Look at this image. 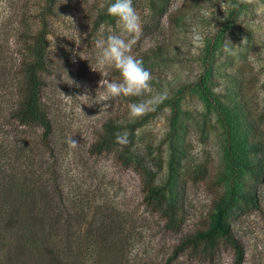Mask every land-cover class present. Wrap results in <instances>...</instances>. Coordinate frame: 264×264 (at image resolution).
Returning a JSON list of instances; mask_svg holds the SVG:
<instances>
[{"label":"rangeland","instance_id":"374dc122","mask_svg":"<svg viewBox=\"0 0 264 264\" xmlns=\"http://www.w3.org/2000/svg\"><path fill=\"white\" fill-rule=\"evenodd\" d=\"M152 1L133 0L142 27L132 48L151 72V93L98 103L104 82L119 80L114 68L93 70L96 41L110 34L100 25L115 27L112 17L100 20L101 0H0V264H42L22 233L24 225L35 228L43 264H51V217L62 216L66 225L77 206L85 215L80 237L95 247L91 264H208L188 252L167 260L184 235L210 224L217 201L251 187L240 164L256 162L245 154L253 140L264 143V28L255 23V5L241 0H171L156 18ZM44 26L48 138L42 127L23 125L16 115L24 94L21 62ZM158 94L164 99L154 111L128 120L130 103ZM174 103L177 135L171 139ZM109 121L129 136L128 126L140 123L133 149L178 204L179 231L167 230L166 221L146 206L133 167L123 166L112 151L90 152ZM258 196L257 207L234 197L228 217L245 248V264H264V183ZM233 261V250L222 245L215 264Z\"/></svg>","mask_w":264,"mask_h":264},{"label":"trees","instance_id":"16d2710c","mask_svg":"<svg viewBox=\"0 0 264 264\" xmlns=\"http://www.w3.org/2000/svg\"><path fill=\"white\" fill-rule=\"evenodd\" d=\"M49 1L50 5H52L53 0ZM170 1H152V9L156 12L154 18L166 14ZM108 17L104 13L100 16V20L104 21ZM47 36L48 32L44 26L41 31L32 37V41L28 45V52L21 62V72L24 78V94L22 102L16 111L18 120L23 125L29 126L35 124L42 127L44 138H48L52 131L51 122L42 102L44 87L42 73L46 71L48 54ZM203 83V81H200L201 87L204 85ZM172 110L173 113L169 121L170 126L167 135L171 139H175L178 116L175 103L172 104ZM139 125L140 123L137 122L128 126L130 142L127 146H122L115 142V134L117 132L123 133L124 128L115 125L113 121L107 122L104 125L100 139L91 147L90 152L95 155H101L105 151H112L123 166L133 167L142 179L146 206L151 212L157 213L166 221L165 228L167 230L177 232L180 229L178 204L173 203L166 196V188L164 186L160 187L157 185L156 175L147 165L145 156L141 154L139 149H133L134 135ZM250 144L248 150L243 151H246L245 154L247 155H254L256 162L254 164H240L250 174L252 180L250 189L242 194H239L236 190H231L229 201H225L223 198L217 201L215 206L217 212L212 215L210 224L206 228L184 235L179 244L174 248L173 254L168 258L167 263H173L175 259L188 252L201 261L215 264L220 247L227 245L234 252L233 264H245V248L235 234L228 217L230 209L234 205V197L241 199L246 205L251 207L259 205L258 186L264 183V143L255 139ZM238 146L241 147L239 141L236 143V147ZM241 149L243 148L241 147ZM172 158H175L174 153L172 154ZM232 166L234 176H237L239 168L235 163H232ZM84 217L82 206L71 207V214L66 225L61 223L62 216L56 215L55 218L51 217L52 224L49 228V235L52 241V248L49 252L51 264H91L95 253L94 244L80 237L83 230L79 226V221L83 220ZM22 228V233L30 246L38 252L41 263H45V250L39 244V237L35 232V228L31 225H24Z\"/></svg>","mask_w":264,"mask_h":264},{"label":"clouds","instance_id":"9594fccd","mask_svg":"<svg viewBox=\"0 0 264 264\" xmlns=\"http://www.w3.org/2000/svg\"><path fill=\"white\" fill-rule=\"evenodd\" d=\"M243 3L254 4L257 15L256 25L264 28V0H241ZM101 11L115 19V27L111 25H100V30L110 33L106 39L96 41L99 50L96 57L94 71L106 67L114 68L119 72L118 81H105L104 90L100 94L98 103L112 101L115 98L124 97H145L151 93L152 75L144 67L142 58L132 55V48L136 43V37L141 31L142 18L136 8L133 7V0H101L98 4ZM200 40L199 36L195 37ZM231 43V42H230ZM229 54H234L228 46L224 49ZM67 97V96H66ZM70 98V97H69ZM163 95H150L147 99L128 105V120L136 119L155 110V106L162 102ZM108 104H105L106 108ZM129 133L127 131L115 134V142L122 146L129 144ZM69 144L75 147L77 142L69 137Z\"/></svg>","mask_w":264,"mask_h":264}]
</instances>
